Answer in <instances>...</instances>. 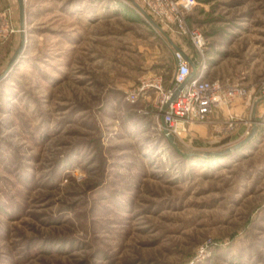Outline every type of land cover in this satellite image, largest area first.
I'll return each instance as SVG.
<instances>
[{
  "label": "rangeland",
  "instance_id": "rangeland-1",
  "mask_svg": "<svg viewBox=\"0 0 264 264\" xmlns=\"http://www.w3.org/2000/svg\"><path fill=\"white\" fill-rule=\"evenodd\" d=\"M196 1L185 32L152 18L246 94L231 131L217 113L171 142L155 91L128 98L175 49L130 1L24 0L5 72L0 0V264H264V0Z\"/></svg>",
  "mask_w": 264,
  "mask_h": 264
},
{
  "label": "built area",
  "instance_id": "built-area-1",
  "mask_svg": "<svg viewBox=\"0 0 264 264\" xmlns=\"http://www.w3.org/2000/svg\"><path fill=\"white\" fill-rule=\"evenodd\" d=\"M136 1L160 25L175 26L174 28L177 27L183 32H185V15L197 2L196 0ZM14 31L8 12L0 10V41ZM194 45L198 47L196 42ZM174 59L175 68L169 84L163 86L161 77L155 76L149 82H141L128 99L134 101L139 92L153 89L155 105L162 121L161 128L170 134L177 135L180 133V128L185 129L188 123L203 122L217 113L225 117L222 129L231 131L236 125V117L230 107L246 94L244 88L229 79L207 78L204 74V66L194 58H192L195 63L193 71L190 62L186 61L179 51H174ZM260 88L264 90V82L261 83Z\"/></svg>",
  "mask_w": 264,
  "mask_h": 264
},
{
  "label": "water",
  "instance_id": "water-1",
  "mask_svg": "<svg viewBox=\"0 0 264 264\" xmlns=\"http://www.w3.org/2000/svg\"><path fill=\"white\" fill-rule=\"evenodd\" d=\"M130 1L135 8H137L140 13L149 21V23L157 28L158 30H160L168 39V41L171 43V45L174 47V49L176 51H179L182 53L183 58L190 62L191 66H192V70H195V63L192 61V58H190L179 46H177L176 44H174V42L168 37V35L166 33H164V31L161 29V27L159 26V24L153 20V18L137 3L135 2V0H128ZM17 4H18V12H19V25H20V31H21V46L20 48H18V50L15 52V54L11 57L10 61L8 62L7 68L5 69V72L11 67V65L14 63L15 59L17 58L18 54L21 51V48L23 46V42H24V20H25V5H24V0H17ZM256 127L254 126L252 129L251 134L249 135L248 138H246L245 141H247L249 138H251L253 136V134L255 133ZM164 134L167 136V138L173 142L174 141V136L170 133H168L167 131H164Z\"/></svg>",
  "mask_w": 264,
  "mask_h": 264
},
{
  "label": "crops",
  "instance_id": "crops-1",
  "mask_svg": "<svg viewBox=\"0 0 264 264\" xmlns=\"http://www.w3.org/2000/svg\"><path fill=\"white\" fill-rule=\"evenodd\" d=\"M238 103H233L232 105H231V111L233 112V113H236V110H240L241 109V106H239V105H237Z\"/></svg>",
  "mask_w": 264,
  "mask_h": 264
}]
</instances>
